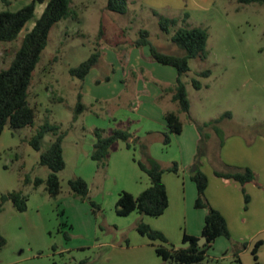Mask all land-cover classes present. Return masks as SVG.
<instances>
[{
    "label": "rangeland",
    "instance_id": "1",
    "mask_svg": "<svg viewBox=\"0 0 264 264\" xmlns=\"http://www.w3.org/2000/svg\"><path fill=\"white\" fill-rule=\"evenodd\" d=\"M31 1L0 0V11H16ZM46 4L37 2L34 18L16 40L0 42V70L12 62L24 35ZM71 6L72 16L52 27L34 72L29 101L36 108L35 125L17 130L6 125L0 136V202L2 194L14 190L22 189L29 197L28 209L23 212L11 200L4 203L0 235L7 243L0 247V264H80L82 260L85 264H167L156 252L159 242L141 234L137 226L143 221L161 227L168 245L177 246L183 242L178 237L187 229L185 209H178L174 200L172 211L165 217L138 212L121 216L115 205L122 190L148 185L149 177L137 163L146 161L147 154L158 161L186 160L192 148L188 144L192 128L194 161L189 160L187 173L200 168L207 174L206 197L223 212L232 236L218 237L201 264H230L235 251L240 252L244 264L264 263V4L128 0L126 13L108 9V0H72ZM154 10L179 18L180 25L188 12L187 25L209 31L207 57L190 59V71L183 76L191 103L189 114L180 113L185 126L182 139L187 142L179 143L172 137V142L165 145L164 136L155 133L146 142L141 137L148 144V152L140 143L135 144L136 148L125 151L127 165L119 148L124 141L120 140L111 147L107 166L99 167L91 156L96 129H104L106 134L118 128L130 129L144 136L149 129L163 128L159 120L136 110L140 96L129 82H143L137 76L146 73L132 69L127 60L143 28L150 31L151 42L160 50L184 53L172 41L175 30L163 32ZM96 50L101 51V57L88 76L84 80L72 76L70 69ZM139 50L147 66H161L151 57L149 46ZM206 70L210 73L202 75ZM195 79L201 82L200 89L194 86ZM160 101L172 109L168 111L179 109L170 93H164ZM227 111L232 115L219 124V132L213 125H205ZM46 122L67 131L63 141L66 167L59 173L62 188L56 197L48 193L45 184L35 187L34 182H25L26 175L46 179L50 173L40 164V156L54 141L53 133L46 134L41 150L29 143ZM248 166L257 177L246 185L215 174L216 170L229 172ZM75 177L89 183L88 198L73 193L69 180ZM191 210L207 212L195 203ZM195 219L198 223V216ZM259 242L256 259L253 249Z\"/></svg>",
    "mask_w": 264,
    "mask_h": 264
},
{
    "label": "trees",
    "instance_id": "2",
    "mask_svg": "<svg viewBox=\"0 0 264 264\" xmlns=\"http://www.w3.org/2000/svg\"><path fill=\"white\" fill-rule=\"evenodd\" d=\"M37 2L47 3L41 16L24 35L22 43L9 66L0 70V136L6 125H10L13 130L35 125L36 108L29 101V90L34 72L40 62L42 52L48 44L52 27L60 20L72 16L73 13L72 0H32L16 11L9 9L1 10L0 42H12L19 37L26 24L34 18ZM239 2L241 4H264V0H239ZM108 9L126 13L128 11V0H108ZM154 14L159 17V24L163 32L170 33L172 28L175 30L172 35V41L184 50L183 54L167 53L160 50L151 42L150 31L145 28L140 30V36L133 44L134 47L138 48L149 46L153 60L164 65L173 66L178 72L176 84L163 88L164 93L172 94V100L179 106L178 111H167L165 113L167 129L162 134L164 136L163 143L168 145L172 142L173 135L179 134L183 130L184 123L180 117V113H190L191 103L183 76L190 71V59L196 57L204 59L207 57L209 31L206 27H191L187 25L186 22L190 17L188 12L184 13L181 25V20L177 17H169L156 10H154ZM100 57L101 51L96 50L77 67H72L70 69L71 75L84 80L97 65ZM209 73L210 70H206L201 74L208 75ZM193 84L197 89L201 88V82L198 79H195ZM80 109H83L82 104H80ZM231 115V112L227 111L205 125H213L217 132H219V124L225 118L231 117ZM50 132L53 133L55 139L40 156V164L47 166L50 169V173L46 179L42 177L31 179L29 175H26L25 182H34L35 187L45 184V189L48 193L56 197L61 193L62 188L59 173L66 167L63 141L67 131H62L61 126L57 124L46 122L37 128L36 132L30 137L29 143L34 149L41 150L44 138ZM95 136L96 140L91 156L92 159L98 162L99 167L107 166L111 147L120 140L126 142L128 148H136L135 144L140 143L143 151L146 154L148 152L147 145L135 137L130 129L118 128L114 129L110 134H106L104 129L98 128L95 131ZM200 148L201 144L197 157L201 154ZM138 164L149 176L150 186L138 195L127 190H122L116 201V212L121 216H128L133 212L152 217L161 216L165 213L170 202L163 175L167 170L178 172V165L174 163L166 169L160 161L148 154L147 160H138ZM215 174L225 179L238 181L242 185L253 182L257 177L255 171L249 167L229 172L216 170ZM192 179L196 183L198 192L195 206L207 210L201 234V236L206 237V242L203 245H200L198 242L199 236L187 233L184 234L183 241H190L189 246L177 247L175 245H168V238L162 230L156 229L143 221L137 226V230L141 234L148 236L152 241L159 242L156 244V252L167 264H201L207 258L208 250L214 246L218 237H232L224 214L212 206L206 197V190L209 184L207 174L200 168H197L192 173ZM69 186L75 195L88 198L90 187L83 177L70 179ZM8 200L13 202L14 207L18 211L23 212L28 209L29 197L22 189L1 195L0 213L3 211L4 203ZM249 200V195H246V201L248 202ZM94 205L96 204L94 203ZM6 243V238L0 235V247ZM261 243L259 242L253 249L256 259L258 258V249ZM80 264H85V260L80 261ZM230 264H244L239 251L234 252V259ZM256 264L264 263L256 261Z\"/></svg>",
    "mask_w": 264,
    "mask_h": 264
},
{
    "label": "crops",
    "instance_id": "3",
    "mask_svg": "<svg viewBox=\"0 0 264 264\" xmlns=\"http://www.w3.org/2000/svg\"><path fill=\"white\" fill-rule=\"evenodd\" d=\"M205 1H209V0H205ZM143 58H144V56L140 52L138 47H135L134 49H132L131 53L128 54V58H127L128 63L133 66L132 69L137 70L138 68H140L141 71H144V73L150 75V77L149 76L146 77L145 76L146 74L142 75L140 73L138 76L137 75L136 76H137V79L139 81H143V82H129V83L133 84V87L136 88L135 89L136 93L138 94V96H140L139 97L140 100L135 105V108L137 111H140L141 113H143L144 116H147L149 119H152L154 121L159 120L163 126L162 129H149V130H147L146 135H144V136H141V135L138 136L136 133L133 132L134 136L139 138L140 141H141V137L144 139V141L145 140L147 141V138L150 135H153L154 133L159 134L160 136L163 137L162 132L167 129V122L165 119V113L168 110H172V109H170L167 105L162 103V101H160V100L164 96L163 88L166 86H171V85L176 84L178 72H177L176 68H174L173 66L164 65L162 63H160L161 66H159V67L154 66L153 64H149V63H148L149 66H147L146 61L144 60L145 58L144 59ZM150 63H154V62H150ZM121 83L126 84L128 82H121ZM184 133H185V126L183 127L182 132L179 134L173 135V138L179 139L178 140L179 143L181 140L184 144L187 142V141L182 139V137L184 136ZM190 135H191L189 137L190 143L188 142V144L190 146H192V148H190L191 150L188 152V157H187L188 162H187V158H186V160L182 159L181 161H179L178 159H173V158L168 159V160H162V161L160 160V163L166 169L171 167L174 163H177V165H178V172H173V171L167 170V171H165V173L163 175L164 182L167 186L170 202H169L168 208L166 209L165 213L163 215H161V217L162 216L165 217L164 215H167L168 212L172 211V209H173L172 207L174 206V200H176L175 204L178 205V209H181V208L185 209V216H186L185 221L187 222L186 223L187 224L186 233L189 235H194V236L200 237L202 234V229L204 226L205 216H206L207 212L204 211L202 213H198V212H195V210H191V208L194 207V203L196 201L197 194H198L196 183L192 179V174L189 175L187 173L189 160L194 161V128L190 129ZM197 138H198V135H197ZM144 144L148 145L147 143H144ZM119 145H120V147H119L120 151L123 152L122 155L125 159L124 161L128 165L129 162H128L127 157H129V156H128V154H126L125 151L129 152L131 148L127 147L126 142H124L123 144L119 143ZM248 167L252 168L251 166H248ZM191 172L193 173L194 170H191ZM182 173H183V176H181ZM259 175L261 176V173H259ZM149 186H150V179H149V183L146 187H144V185H142V186L136 185L128 191H130L131 193H133L135 195H138L140 192H142L144 189H146ZM189 215H191V216L188 217ZM195 216H198V223H196V221H195L196 220ZM154 228L160 230L161 227H154ZM199 228L201 230L200 233H196L199 230ZM162 230H165V229H162ZM183 237H184V235L182 237H178V238L183 241Z\"/></svg>",
    "mask_w": 264,
    "mask_h": 264
},
{
    "label": "water",
    "instance_id": "4",
    "mask_svg": "<svg viewBox=\"0 0 264 264\" xmlns=\"http://www.w3.org/2000/svg\"><path fill=\"white\" fill-rule=\"evenodd\" d=\"M199 244L200 245H203L205 242H206V237L202 236L200 239H199ZM190 241H183L181 242L179 245H177V247H185V246H189L190 245Z\"/></svg>",
    "mask_w": 264,
    "mask_h": 264
}]
</instances>
